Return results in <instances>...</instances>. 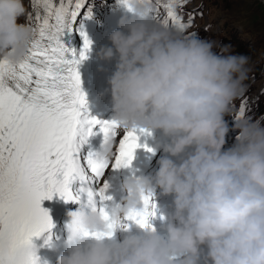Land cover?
<instances>
[{"label":"clouds","instance_id":"obj_1","mask_svg":"<svg viewBox=\"0 0 264 264\" xmlns=\"http://www.w3.org/2000/svg\"><path fill=\"white\" fill-rule=\"evenodd\" d=\"M124 8L131 15L96 53L115 58L111 120L158 131L155 149L164 155L154 174L122 181L124 195L107 213L121 221L157 189L172 198L171 210L159 230L127 227L119 239L115 230L96 239L86 233L106 232L108 221L82 204L67 213L56 264H264V120L239 118L231 129L225 120L245 90L249 57L212 40V26L201 40L155 22L153 0H127ZM25 14L23 0H0V59L18 63L28 52L34 33L21 22ZM230 130L238 135L225 149ZM103 151L111 157L109 146Z\"/></svg>","mask_w":264,"mask_h":264},{"label":"snow or ice","instance_id":"obj_2","mask_svg":"<svg viewBox=\"0 0 264 264\" xmlns=\"http://www.w3.org/2000/svg\"><path fill=\"white\" fill-rule=\"evenodd\" d=\"M118 2L125 7L127 0ZM184 3L156 0L154 21L184 33L192 23L191 16L183 20ZM32 5L42 8V13L29 15L34 35L28 52L18 63L0 59V264H36L31 238L54 226L41 201L54 195L65 202L78 201L80 195L73 196L70 190L74 181L86 196L85 204L108 221L106 232L86 235L100 239L127 228L108 215L104 202L111 197L105 195L107 183L100 181L110 165L130 167L138 147L154 151L138 144L137 129L121 128L114 120L82 118L86 98L78 65L87 58L92 42L77 20L82 12L91 18L88 0H32ZM74 31L83 41L79 53L66 40ZM246 109L242 101L233 120L242 118ZM97 126L98 133L93 131ZM97 134H102L100 150L81 156L80 146ZM139 134L151 135L146 129H139ZM105 146L110 147V158L104 154ZM93 183L98 185L95 191ZM152 197V193L143 195V208L130 210L123 219L140 228H154L149 222L156 216Z\"/></svg>","mask_w":264,"mask_h":264},{"label":"rangeland","instance_id":"obj_3","mask_svg":"<svg viewBox=\"0 0 264 264\" xmlns=\"http://www.w3.org/2000/svg\"><path fill=\"white\" fill-rule=\"evenodd\" d=\"M23 2H25L23 0ZM195 12L201 9L199 15L200 28L212 26L213 39L219 45H231L234 54L249 57V72L245 81L246 98L255 97L250 103L246 119L264 120V3L262 0H190L186 5ZM27 8V4H25ZM26 14L21 18L24 23ZM224 26V27H223ZM223 27L222 31L219 29ZM230 32H236L237 37L229 42ZM223 33V34H222ZM219 51V49H214ZM241 101L237 96L232 102V112ZM261 111L256 118L253 115ZM230 115V114H229ZM238 135V132L235 131Z\"/></svg>","mask_w":264,"mask_h":264},{"label":"bare ground","instance_id":"obj_4","mask_svg":"<svg viewBox=\"0 0 264 264\" xmlns=\"http://www.w3.org/2000/svg\"><path fill=\"white\" fill-rule=\"evenodd\" d=\"M262 1H263V3H264V0H262ZM29 2L31 3V9L29 10V13L26 14V22H25V23H26V24L29 23L28 25L31 26V23H30V21H29V15L31 14V15L34 16L36 11H40V12L42 13V8L34 9V8H33V5H32V0H29ZM45 200H46V199H45ZM45 200H42V201H41V207H42V208H44V206H45V204H46V203H45ZM58 231H59V228H56L55 232L58 233Z\"/></svg>","mask_w":264,"mask_h":264}]
</instances>
